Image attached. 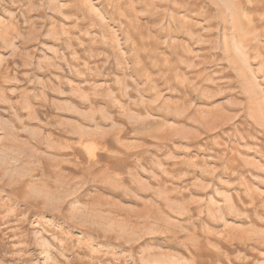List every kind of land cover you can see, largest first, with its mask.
Returning <instances> with one entry per match:
<instances>
[{
    "label": "rangeland",
    "instance_id": "obj_1",
    "mask_svg": "<svg viewBox=\"0 0 264 264\" xmlns=\"http://www.w3.org/2000/svg\"><path fill=\"white\" fill-rule=\"evenodd\" d=\"M0 264H264V0H0Z\"/></svg>",
    "mask_w": 264,
    "mask_h": 264
}]
</instances>
